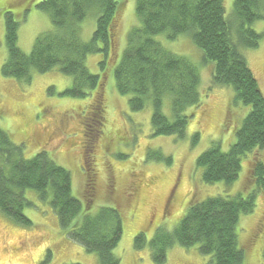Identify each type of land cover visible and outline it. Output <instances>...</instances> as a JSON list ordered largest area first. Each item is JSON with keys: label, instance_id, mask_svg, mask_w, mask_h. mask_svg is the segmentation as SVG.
<instances>
[{"label": "trees", "instance_id": "obj_1", "mask_svg": "<svg viewBox=\"0 0 264 264\" xmlns=\"http://www.w3.org/2000/svg\"><path fill=\"white\" fill-rule=\"evenodd\" d=\"M123 4L124 0L39 2L35 7L48 16L52 29L35 38L29 53H23L17 45L18 22L10 13H4L6 58L2 75L29 83L34 74L57 68L72 81L62 95L85 99L94 94L99 111L104 78L91 74L85 60L89 55L100 54L101 69L106 66L115 51ZM89 14L96 16L95 29L91 39L84 42L79 25ZM135 14L140 26L129 31L126 48L113 69L115 91L120 96H129L131 112L151 107L154 136L182 137L188 120L200 105V77L190 61L169 52L153 37L162 34L174 41L188 34L201 50L203 62L213 65L212 87L231 89L235 101L249 109L227 152H221L219 144H212L195 161L204 183L232 184L240 172L241 158L264 149V95L242 53L255 49L262 38L251 25L264 20V0H234L229 19L223 0H136ZM164 99H168L171 119L162 112ZM190 110L192 113H188ZM84 135L85 145L93 141V134L84 131ZM198 138V134L193 136L194 145ZM164 160L171 163L170 157ZM85 169L88 171L85 207L90 210L95 174L88 160ZM251 178L258 190L264 191L261 161L254 162ZM26 190L35 192L39 201L50 207L71 242L96 254L99 264H119L113 255L122 237L119 212L111 207H101L95 213L82 210V204L72 195L68 170L56 164L45 150L24 158L22 145L14 143L0 129V214L16 224L30 226L24 215V209L32 207L25 197ZM255 197L251 193L245 198L216 196L202 202L191 201L187 213L172 231L161 230L148 242L139 233L133 240L134 249L141 251L148 247L153 264H164L167 251L173 246L197 245L199 253L210 256L212 264H245L236 228L240 216L253 211Z\"/></svg>", "mask_w": 264, "mask_h": 264}, {"label": "rangeland", "instance_id": "obj_2", "mask_svg": "<svg viewBox=\"0 0 264 264\" xmlns=\"http://www.w3.org/2000/svg\"><path fill=\"white\" fill-rule=\"evenodd\" d=\"M41 1L0 0V129L22 145L23 157L47 151L56 164L69 171L72 195L80 201L82 210L95 213L101 207H111L119 212L122 237L113 250L119 264H153L148 247L134 249V237L142 233L148 242L161 230L172 231L191 201L202 202L216 196L245 198L255 193L254 209L240 216L236 233L238 244L244 248L245 264H264V191L258 190L251 178L254 162L264 164V149L241 158L238 177L230 185L204 183L201 170L195 167L197 157L212 144H219L221 152L228 151L249 109L235 101L231 89L212 87L213 65L203 62L202 52L191 37L182 34L174 41L162 34L153 37L166 50L193 64L202 92L200 105L188 120L182 137L154 136L151 107L131 112L129 96H120L113 82V69L126 48L127 35L140 26L135 14L136 0H124L115 51L106 66L101 69L100 54L86 57L89 72L104 78L99 111L94 94L85 99L62 95L72 81L57 68L34 74L29 83L2 75L6 58L4 13H10L18 22L17 45L23 53H29L35 38L52 29L48 16L35 7ZM233 1L223 0L227 19L232 14ZM95 20L96 16L89 14L80 23L82 41L91 39ZM251 28L262 38L255 49L242 53L264 95V20L253 23ZM162 112L171 119L168 99L163 101ZM84 131L94 135L86 145ZM195 134L199 138L194 145ZM159 155L162 158L155 159ZM166 157L171 158L170 164L164 160ZM86 159L95 173L90 210L85 207ZM25 197L32 203V207L24 209L30 226L16 224L0 214V264H99L96 254L67 238L50 207L40 202L35 192L26 190ZM210 260V256L199 253L197 245H175L167 251L164 264H212Z\"/></svg>", "mask_w": 264, "mask_h": 264}, {"label": "bare ground", "instance_id": "obj_3", "mask_svg": "<svg viewBox=\"0 0 264 264\" xmlns=\"http://www.w3.org/2000/svg\"><path fill=\"white\" fill-rule=\"evenodd\" d=\"M108 124H110V123H108ZM41 131V130H40ZM245 181V180H244ZM17 240V239H16ZM15 241V240H14ZM33 242V241H32ZM37 242V241H36ZM21 245V244H20Z\"/></svg>", "mask_w": 264, "mask_h": 264}]
</instances>
